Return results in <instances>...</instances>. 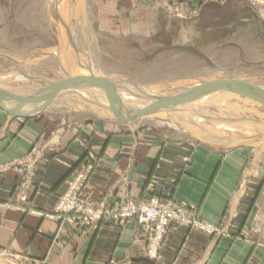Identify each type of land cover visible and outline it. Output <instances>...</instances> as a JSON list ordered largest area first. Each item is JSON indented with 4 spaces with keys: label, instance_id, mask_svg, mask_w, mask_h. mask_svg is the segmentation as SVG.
Segmentation results:
<instances>
[{
    "label": "crops",
    "instance_id": "obj_1",
    "mask_svg": "<svg viewBox=\"0 0 264 264\" xmlns=\"http://www.w3.org/2000/svg\"><path fill=\"white\" fill-rule=\"evenodd\" d=\"M138 3L123 0L122 12L140 20ZM117 4L109 2L111 12ZM153 11L143 9L148 16ZM141 21L132 22L138 30L153 26ZM23 106L22 112L34 108ZM57 111L52 105L26 120L0 108L1 253L28 264H264V187L259 182V197L258 188H247L243 146L130 131L114 122L66 124L54 117ZM79 176L88 204L155 199L183 208L199 226L173 224L159 258L149 259L147 236L135 220L91 228L58 212Z\"/></svg>",
    "mask_w": 264,
    "mask_h": 264
},
{
    "label": "rangeland",
    "instance_id": "obj_2",
    "mask_svg": "<svg viewBox=\"0 0 264 264\" xmlns=\"http://www.w3.org/2000/svg\"><path fill=\"white\" fill-rule=\"evenodd\" d=\"M71 1L70 14H66L60 10L59 0H0L7 12L0 14V87L10 94L5 93L32 97L74 70L72 75L88 69L99 76L127 81L132 91L137 88L151 96L171 97L198 83L219 80H238L264 89V0H139L137 26L144 23L142 19L153 23L141 30L133 25L131 14L122 12L123 0H115L118 4L113 12L108 4L114 0H83L82 14L88 22L80 28L82 17L76 15V9L81 3ZM144 8L154 9L153 14L145 15ZM80 60L85 64L82 69ZM68 62L73 64L70 73ZM70 92L72 97L61 93L62 97L46 107L54 105L58 110L54 117L66 124L114 122L130 131L167 132L201 143L243 146L248 155L247 188H258L259 197V182L260 188L264 187V107L259 103L237 101V96L227 103L219 98L206 100L215 101L201 108L207 126L228 130L212 129L214 133H208L207 138H198L185 129L156 125L159 118L117 121L103 114L105 109L93 96ZM161 113L167 115L166 111ZM187 114L177 115L175 124L188 125L193 117ZM62 128L57 126V130ZM0 263L28 264L20 256L1 252Z\"/></svg>",
    "mask_w": 264,
    "mask_h": 264
},
{
    "label": "water",
    "instance_id": "obj_3",
    "mask_svg": "<svg viewBox=\"0 0 264 264\" xmlns=\"http://www.w3.org/2000/svg\"><path fill=\"white\" fill-rule=\"evenodd\" d=\"M81 85H86L89 88L98 90L106 99L109 109L114 113L115 117L124 123L136 118H145L165 111V109L175 108L186 100H193L212 93H230L238 95L259 103L264 107V90L258 87L251 86L245 82L238 80H219L214 82H203L198 86L188 89L185 92L179 93L171 97L155 98L148 96L147 99L154 100L156 106L140 111L134 117L124 118L121 115V110L113 101L108 87L115 84L103 76L88 72L87 74L78 73L62 78L56 84H51L42 92L36 93L32 97H16L7 95L0 90V108L8 112L13 117L31 119L40 114L56 97L65 89L70 87L80 88ZM11 104L32 105L34 108L30 111L22 112L19 109L10 107Z\"/></svg>",
    "mask_w": 264,
    "mask_h": 264
},
{
    "label": "bare ground",
    "instance_id": "obj_4",
    "mask_svg": "<svg viewBox=\"0 0 264 264\" xmlns=\"http://www.w3.org/2000/svg\"><path fill=\"white\" fill-rule=\"evenodd\" d=\"M60 1V10L61 12H65L66 14L69 13V9L71 8V0H59ZM81 5H79L78 7V10L76 9V15L78 14L81 18V22H80V28H83L84 26L87 25V22H88V19L87 17H85L82 12H83V0H79ZM62 5L64 8H62ZM68 11V13H67ZM70 14V13H69ZM66 18L68 17V15L65 16ZM72 18V17H71ZM68 19V18H67ZM69 22V21H68ZM67 22V23H68ZM66 23V22H65ZM64 23V24H65ZM67 25V24H66ZM65 26V25H64ZM66 29V28H65ZM67 30V29H66ZM261 35V34H260ZM68 36V35H67ZM264 43V42H263ZM70 44V43H69ZM77 45V44H76ZM76 45H74V48H78ZM69 46V45H68ZM70 47V46H69ZM68 47V48H69ZM71 48V47H70ZM73 48V47H72ZM69 50V49H68ZM78 50V49H77ZM70 51V50H69ZM68 51V52H69ZM80 51V50H79ZM72 52V51H71ZM73 54V53H72ZM80 54V53H78ZM81 58V57H80ZM79 58V59H80ZM70 60V59H69ZM80 63V68L82 69L81 66L85 65L83 64L84 61H78ZM75 64V62H73ZM68 72L70 73L69 69L73 66L72 62H68ZM75 66V65H74ZM86 67V66H85ZM78 68V67H77ZM90 68V67H89ZM80 70V69H79ZM76 70H74L75 72ZM95 71V70H94ZM94 71L92 70H89L88 71H82L83 74H87L88 72H93ZM74 72H71V74L69 75H72ZM67 75V76H69ZM11 77V76H10ZM10 77H7V78H10ZM12 78V77H11ZM22 78V79H21ZM106 78V77H105ZM126 78V77H125ZM15 79V78H14ZM109 80H111L115 86H110L108 87V90H109V93L113 99V101L115 102V104L117 105V107L121 110V115L126 118V117H134L136 114H138L140 111L142 110H145L147 108H151L153 106H156V102L154 100H151V99H147L145 98V96H151V95H147L145 94L144 92H141L139 89L136 88V90L132 91V88L131 86L126 82H121L120 80H113V79H110L108 78ZM16 80H21V81H25L23 77H17ZM207 82V81H205ZM211 82H214V81H211ZM199 85V83H198ZM197 85V86H198ZM141 87V86H140ZM149 87V86H148ZM196 86H191V88H194ZM256 87V86H254ZM259 88V87H258ZM180 89V88H178ZM263 89V88H261ZM0 90L1 91H4V92H8L7 90L5 91L4 88L0 87ZM74 90V93H78L80 95H84L87 94L88 95H91L93 96L97 101H99L98 103V106L102 107L103 109H105V111L103 110V114L105 115H109V116H112L115 120L119 121L114 113L109 109V106H108V103L106 101V99L104 98V96L96 89L93 90V88H89L88 86L86 85H82L80 86V88H68L66 90H64L62 92V94H67L68 93V96L69 97H72V93L70 91H73ZM97 92H96V91ZM264 90V89H263ZM148 91V90H147ZM9 93V92H8ZM7 94V93H6ZM10 94V93H9ZM7 94V95H9ZM150 94V93H149ZM67 95H63V97H66ZM237 96V101H244V102H249L251 104H258L257 102L255 101H252L250 99H246V98H243L241 96H238V95H234V94H230V93H212V94H208V95H205V96H202V97H198V98H195L193 100H186L185 102H183L182 104L178 105L177 107L175 108H168V109H165V111L167 112V115H164L162 113H158V114H155V115H151V116H148V117H145V118H142V119H149V120H155L157 121V118H159L158 122L156 125H159L160 127H164V126H168V127H172L174 129H177V130H183L185 129L186 131H190L192 134H195L199 136H202L203 138H207L206 136H208V130L207 129H213L212 127L210 126H207V123L205 122V117L203 115H201V108L203 106H210L212 105V102H215V101H212V102H207L206 100H209V99H213L215 100V98H219V100L222 102V103H227L229 100L233 99L234 97L236 98ZM17 97V96H16ZM21 97V96H19ZM57 97H62L61 96V93L57 96ZM80 97V96H79ZM83 97V96H82ZM151 97H155V98H163V96H151ZM89 98V97H88ZM58 99V98H56ZM82 101H83V98H82ZM88 101H91V100H88ZM103 101V102H102ZM80 103V102H79ZM91 103H94L91 101ZM144 105H142V104ZM97 104V103H96ZM140 104V105H139ZM142 105V106H141ZM52 106V105H50ZM88 106V105H87ZM138 106V107H137ZM12 108H15V109H21L22 108V105H18V104H12L11 105ZM89 107V106H88ZM204 109V108H203ZM86 111V109H84ZM102 111V110H101ZM94 112V111H93ZM112 112V113H110ZM170 112V113H168ZM188 112L189 115L186 113ZM187 114L188 117H193L192 118V121H190L189 119V123L188 125H177L175 124V119L174 118H177V115H180V114ZM191 113V114H190ZM100 116V115H99ZM161 116V117H160ZM199 116V117H197ZM186 117V118H188ZM196 117V118H195ZM155 118V119H154ZM183 119V120H186ZM138 119V118H136ZM136 119H132V120H136ZM162 120V121H160ZM181 120V119H179ZM195 121V122H194ZM213 121V120H212ZM211 121V122H212ZM216 121V120H215ZM121 122V121H120ZM214 123V121H213ZM252 124V123H251ZM256 127V126H255ZM264 127V126H263ZM257 128V127H256ZM216 129H219L220 131H227L228 128L227 127H217ZM216 129H213L216 131ZM248 129V128H247ZM259 129V128H258ZM208 131V132H207ZM185 133V132H184ZM210 133V132H209ZM211 133L213 134L214 132L211 131ZM224 136V135H223ZM226 137V136H225ZM199 138V137H198ZM212 138V137H211ZM217 138V137H216ZM221 138V137H220ZM219 139V137H218ZM217 140V139H216ZM215 140V142H217ZM219 141V140H218ZM212 142V141H211ZM264 144V142H263ZM229 146V145H227ZM1 264V263H0Z\"/></svg>",
    "mask_w": 264,
    "mask_h": 264
},
{
    "label": "built area",
    "instance_id": "obj_5",
    "mask_svg": "<svg viewBox=\"0 0 264 264\" xmlns=\"http://www.w3.org/2000/svg\"><path fill=\"white\" fill-rule=\"evenodd\" d=\"M82 179L79 176L75 180L62 199L58 212L63 216L71 217L73 221L90 226H96L103 222L124 224L135 220L147 236L146 253L151 259L158 257L159 250L173 224L199 226L191 214L183 208L174 204H164L155 199L140 206H134L131 203L118 206H108L104 202L96 205L88 204L80 198Z\"/></svg>",
    "mask_w": 264,
    "mask_h": 264
}]
</instances>
